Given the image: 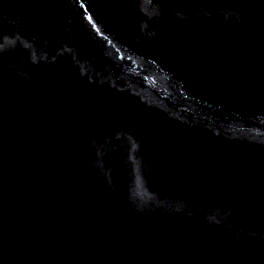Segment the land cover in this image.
<instances>
[{"label":"water","instance_id":"water-1","mask_svg":"<svg viewBox=\"0 0 264 264\" xmlns=\"http://www.w3.org/2000/svg\"><path fill=\"white\" fill-rule=\"evenodd\" d=\"M0 264H264V0H0Z\"/></svg>","mask_w":264,"mask_h":264}]
</instances>
